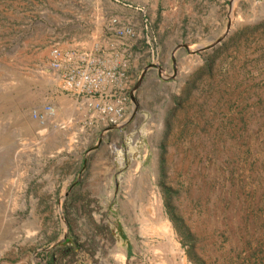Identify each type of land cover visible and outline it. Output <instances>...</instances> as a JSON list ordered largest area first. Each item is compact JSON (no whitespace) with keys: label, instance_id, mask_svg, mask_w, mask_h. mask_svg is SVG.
<instances>
[{"label":"rangeland","instance_id":"374dc122","mask_svg":"<svg viewBox=\"0 0 264 264\" xmlns=\"http://www.w3.org/2000/svg\"><path fill=\"white\" fill-rule=\"evenodd\" d=\"M0 264H264V0H0Z\"/></svg>","mask_w":264,"mask_h":264},{"label":"built area","instance_id":"2783aa9c","mask_svg":"<svg viewBox=\"0 0 264 264\" xmlns=\"http://www.w3.org/2000/svg\"><path fill=\"white\" fill-rule=\"evenodd\" d=\"M71 60L70 56L63 55L57 50H52L50 53V63L49 66L52 70L59 71L63 64ZM63 86L66 90H82L87 84H92L93 82L87 76L85 71H79L77 76L67 75L62 80ZM108 111H111L108 108ZM54 110L51 107H44L41 110L34 111L32 113L33 118L40 124H44L48 116H52Z\"/></svg>","mask_w":264,"mask_h":264}]
</instances>
